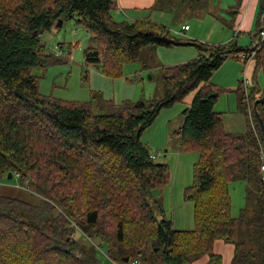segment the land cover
<instances>
[{
	"label": "trees",
	"instance_id": "trees-1",
	"mask_svg": "<svg viewBox=\"0 0 264 264\" xmlns=\"http://www.w3.org/2000/svg\"><path fill=\"white\" fill-rule=\"evenodd\" d=\"M175 1L211 0L155 3ZM117 10L116 0H0V180L17 173L19 184L38 198L32 203L0 195V264H100L73 239L75 231L105 245L115 264L130 261V251H143L149 242L161 264H191L201 257L220 264L213 251L218 240L233 245L231 264H264V137L252 108L257 88L239 97L246 130L231 134L214 111L230 90L211 82L230 56L238 59L248 50L235 39L211 46L178 39L151 22H119ZM58 20L74 21L89 33L94 46L85 52L84 66H101L111 80L122 77L124 64L140 61L143 51L193 46L198 56L161 68L158 101L114 104L99 98L93 105L42 96L32 75L47 62L37 56L39 36ZM263 67L264 43L254 57L252 84ZM190 96L179 148L198 160L193 183L184 190L194 222L185 231L174 229L151 199V192L169 184L171 172L154 162L140 138L161 110ZM257 109L264 124V104ZM233 182L246 184V207L237 218L230 214Z\"/></svg>",
	"mask_w": 264,
	"mask_h": 264
},
{
	"label": "rangeland",
	"instance_id": "rangeland-1",
	"mask_svg": "<svg viewBox=\"0 0 264 264\" xmlns=\"http://www.w3.org/2000/svg\"><path fill=\"white\" fill-rule=\"evenodd\" d=\"M236 5V0H211L206 5L181 4L175 1L167 5H157L153 12L162 15L160 16L162 18H168L169 25L166 28L178 39H192L211 46L237 39L239 45L243 46L248 41L249 31L236 32L237 26L231 21L230 13L237 8ZM115 20L119 21V17L115 16ZM184 24L191 30L185 35H178L180 31L178 28ZM249 38L251 39L250 34ZM39 43L41 48L37 51L38 59L42 60L47 56L45 65L37 66L32 70V75L39 78V93L42 96H52L66 101H92L93 105L99 98L110 100L114 104L126 100L158 101L163 97L161 68L181 65L198 56V51L193 46L159 48L156 52L143 51L140 61L124 64L122 77L111 80L103 75L101 66L87 68L84 66L83 55L94 44L89 33L76 26L74 21H64L61 25L54 24L50 31L39 36ZM58 52L62 55H57ZM237 70H240V77L233 80ZM243 70V60L228 58L222 68L213 74L211 82L214 85L230 90L229 94L225 93L219 98L215 105L216 112L230 113L229 107L231 108L232 105L230 102L236 97V93L238 98L244 94L241 90H237L239 81L243 78ZM246 76L250 78L247 73ZM256 79L255 97L260 98L264 89L263 72L258 71ZM187 108L188 105L185 103H177L161 110L140 138L151 157H155L154 162L167 165L171 172L169 184L159 191L151 192V199L162 206L166 217L172 223L174 220L178 221L180 217L184 225H182L183 229L179 230L185 231L192 230L194 222L192 204L184 200V190L193 183V166L198 160V154L183 152L179 148V129L185 121L183 111ZM245 185L243 182H233L228 186L232 218H237L240 211L246 207ZM0 195L32 203H37L38 199L29 194L14 177L11 180L6 178L0 180ZM73 239L86 251H92L100 264H115L105 256V245L100 241L89 240L78 231H75ZM149 245L150 242L147 248L140 252L130 251L131 259L124 264L131 262L161 264L160 256L152 258ZM204 259L206 258L201 257L200 260ZM191 264L196 263L194 261Z\"/></svg>",
	"mask_w": 264,
	"mask_h": 264
},
{
	"label": "crops",
	"instance_id": "crops-1",
	"mask_svg": "<svg viewBox=\"0 0 264 264\" xmlns=\"http://www.w3.org/2000/svg\"><path fill=\"white\" fill-rule=\"evenodd\" d=\"M116 1H117L118 10L115 12L114 17L115 16L119 17V22L120 21L151 22L157 25H161L163 27H166L169 25L168 18L166 17L162 18L160 17L162 15H157V12H153L155 6H157L155 3L156 0H116ZM260 2L261 0H238L237 5H236L237 8L235 10L233 9L230 11V13L232 14L231 21L233 22L234 25L237 26L236 32H241L242 30H246V31H249L248 33L251 36L258 29L259 24H260V15L262 13L260 11ZM256 8H257V11H256ZM185 25L186 24L182 26L180 25V27L178 28V31L179 29L181 31V28ZM190 30L191 28L189 27L188 31L186 32H189ZM180 31L178 32V35H185L186 32L180 33ZM249 34H248V41L243 46L239 45L237 39H235L239 47L247 49V50L250 48L251 39L249 38ZM191 37H195V36H191ZM158 50L159 48L156 49L155 52ZM83 58H84V55H83ZM240 70H237V72L234 73V76H233L234 78H232L233 80H235L236 77L238 78L240 77L239 75ZM245 70L251 79L254 73V59H249V60L247 59L244 61L243 73ZM239 87H240V81H239L238 88ZM253 87H255L254 84H252V86L250 87L249 92L251 91V88ZM240 90L243 93V90L241 89V87H240ZM238 99L239 98L236 93V97H234L230 102V104L232 105H231V108L229 107L230 113L228 114L216 112L214 108V111L216 113H219L222 115L224 129L227 133L237 134V133H243L246 130V124H247L246 117L238 110ZM191 100H192V97L190 96L185 100L184 103L186 105H189ZM182 225H184V221H182L180 217L178 221L174 220L173 222V227L176 230L183 229ZM213 251L216 255L220 256L221 258L220 264H231V260L234 254L233 245L226 243L223 240H218L214 244ZM202 258H206V259L200 260L201 259L200 258L199 260L195 261V263L196 264H209L208 257H202Z\"/></svg>",
	"mask_w": 264,
	"mask_h": 264
},
{
	"label": "built area",
	"instance_id": "built-area-1",
	"mask_svg": "<svg viewBox=\"0 0 264 264\" xmlns=\"http://www.w3.org/2000/svg\"><path fill=\"white\" fill-rule=\"evenodd\" d=\"M189 27L187 25L183 26L181 28L180 33H185L188 31ZM264 43V9L260 15V24L258 29L251 35V45L248 51L241 54V56L238 59H241L243 61L252 59L255 54L259 51L261 48V45ZM57 55L61 56L62 53L58 52ZM229 58H234L230 56ZM84 64V63H83ZM87 68V67H86ZM252 86L250 78L246 76V70L244 71L243 78L240 81V87L243 90L245 96L247 97L249 95V87ZM249 117H251V114L249 112ZM153 159L155 157H152ZM261 165H260V172L262 174V180L264 182V154H261ZM14 178H18V174H14ZM130 264H137L136 262H131Z\"/></svg>",
	"mask_w": 264,
	"mask_h": 264
},
{
	"label": "water",
	"instance_id": "water-1",
	"mask_svg": "<svg viewBox=\"0 0 264 264\" xmlns=\"http://www.w3.org/2000/svg\"><path fill=\"white\" fill-rule=\"evenodd\" d=\"M57 24H58V25H61V24H62V20H58V23H57ZM262 72H263V74H264V67H263V69H262ZM148 78H151V77L148 76ZM261 104H264V96H263V97H260V98L257 97V98L254 100V102H253L252 108H253V112H254L255 118H256V120H257V122H258V125H259V127H260V131H261V133H262V135H263V137H264V124H263V121H262V119H261V117H260V115H259V113H258V109H257L258 105H261ZM6 179H7V180H11V179H12V174H11V173H8ZM123 262H124V263H128V262H129V258H124V259H123Z\"/></svg>",
	"mask_w": 264,
	"mask_h": 264
}]
</instances>
